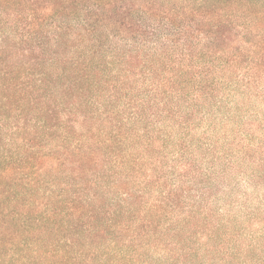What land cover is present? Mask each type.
Masks as SVG:
<instances>
[{"label": "trees", "instance_id": "1", "mask_svg": "<svg viewBox=\"0 0 264 264\" xmlns=\"http://www.w3.org/2000/svg\"><path fill=\"white\" fill-rule=\"evenodd\" d=\"M263 102L264 0H0V264H264Z\"/></svg>", "mask_w": 264, "mask_h": 264}, {"label": "rangeland", "instance_id": "2", "mask_svg": "<svg viewBox=\"0 0 264 264\" xmlns=\"http://www.w3.org/2000/svg\"><path fill=\"white\" fill-rule=\"evenodd\" d=\"M257 105H259V107L257 106ZM257 105H255L257 108H258V110H259V112H261V115H262V119H263V121H264V102L263 103H257ZM256 128V127H255ZM262 135H264V132H260V131H257L256 132V136H262ZM264 139V138H263Z\"/></svg>", "mask_w": 264, "mask_h": 264}]
</instances>
